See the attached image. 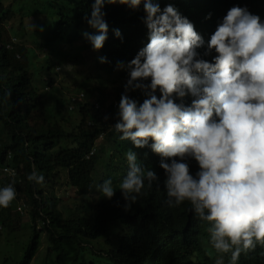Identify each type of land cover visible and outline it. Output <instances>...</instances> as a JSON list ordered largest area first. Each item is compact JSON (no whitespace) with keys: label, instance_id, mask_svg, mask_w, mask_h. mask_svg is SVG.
<instances>
[{"label":"trees","instance_id":"obj_1","mask_svg":"<svg viewBox=\"0 0 264 264\" xmlns=\"http://www.w3.org/2000/svg\"><path fill=\"white\" fill-rule=\"evenodd\" d=\"M20 1L17 6L15 0H0V188L12 183L16 191L10 205L0 207V241L21 231L26 216L32 233L22 259L15 264L34 261L43 251V233L47 259L42 264L54 255V264H216L221 256L224 264H230L231 253H217L212 248L207 232L211 225L190 210L189 202L168 206L166 174L159 166L162 158L150 148L152 141L149 146L136 148L130 140L121 141L112 127L118 120L119 101L129 79L128 71L118 69L117 64L130 62L148 43L143 0L136 9L119 3L104 4L102 12L108 31L99 50H94L83 35L98 34L87 23L94 0ZM195 1L152 0L161 10L172 4L190 18L205 41L197 49L199 57L212 62L214 50L207 55L205 52L220 14L214 15L211 2L197 12ZM248 1L228 3L233 2L230 8L246 7L254 15L252 10L259 11L264 4V0H251L256 3L251 8ZM26 18L36 20L35 24L27 27ZM39 29H46L45 33ZM115 30H119V37ZM61 44L74 47V56L68 58L82 60V65L89 66L90 75L78 71L74 80L68 74L63 76L61 64L45 53L38 65L37 50L48 54L55 51L57 55ZM102 57L106 62H101ZM96 61V68L104 77L94 74ZM56 76L69 81L57 84ZM142 83L150 84V79ZM64 86L69 92V115L59 117L57 94ZM47 95H52L53 106L46 103ZM127 95L137 105L148 98L139 89L129 90ZM155 95L159 98L158 89ZM193 99L186 95L175 98V102L190 106ZM128 150L135 152L139 164L153 170L158 179L151 188L145 181L142 194L126 209L119 183L128 171ZM187 163L195 175L198 164L191 158ZM33 164L37 173L44 176L42 185L27 179ZM99 167L105 170L102 178L96 173ZM4 168L13 169L15 175ZM105 180H111L116 189L111 199L104 198L98 188ZM65 188L75 190L71 209L58 206L55 194ZM19 204L30 210L18 208ZM37 219L49 223L38 228ZM41 242L42 248L43 239ZM237 264H264V245L242 252Z\"/></svg>","mask_w":264,"mask_h":264},{"label":"clouds","instance_id":"obj_2","mask_svg":"<svg viewBox=\"0 0 264 264\" xmlns=\"http://www.w3.org/2000/svg\"><path fill=\"white\" fill-rule=\"evenodd\" d=\"M229 1L196 0L193 4L198 12L211 2L214 15L220 14L207 41L205 55L214 50L213 61L208 62L199 57L197 49L205 41L189 17L172 4L161 10L158 3L143 0L148 43L130 62L117 64L118 69L128 71L129 79L112 127L121 141L130 140L136 148L152 141L150 148L162 158L159 166L166 174L168 206L189 202L190 210L210 223L207 232L212 248L231 253L230 264H237L242 252L264 245V4L261 10H252L254 15L246 7L230 8L233 2ZM248 2L251 8L256 4ZM105 3L136 9L142 0H94L87 23L98 34H83L94 50L101 49L107 39ZM115 35L120 36L119 30ZM101 62L106 59L102 57ZM146 79L150 84L142 83ZM137 89L148 96L139 105L127 95ZM186 95L194 97L190 106L175 102ZM189 158L198 164L195 175ZM126 160L128 171L119 190L127 209L142 194L145 181L151 188L158 177L139 164L135 152L128 150ZM27 179L44 183L34 164ZM98 188L107 199L116 190L111 180ZM15 198L12 183L0 188V207L7 208ZM16 206L28 209L24 204ZM48 223L36 220L38 228ZM216 264H224L222 256Z\"/></svg>","mask_w":264,"mask_h":264},{"label":"rangeland","instance_id":"obj_3","mask_svg":"<svg viewBox=\"0 0 264 264\" xmlns=\"http://www.w3.org/2000/svg\"><path fill=\"white\" fill-rule=\"evenodd\" d=\"M15 1H16L17 6L21 2L20 0H15ZM13 5H15V3ZM28 19L29 18L25 19V25L27 27L33 26L35 24L36 20L35 21L34 20L29 21ZM46 21H48V20H46ZM45 30L46 29H43V31H41V29H39L38 31L39 32L41 31V33L44 34ZM39 37L43 38V36L41 34L39 35ZM51 48H54V46L52 45ZM73 48L74 47L70 48L69 44L68 45L61 44L60 48H58L61 51H58L57 55H55L56 54L55 51L52 54L51 53L48 54V52L46 50L44 52L37 50L38 57H39V60H37L39 62L38 65H40L41 62H43V60H44L43 53H45L46 55H50V57L53 61L61 64L62 69H63L62 71L66 72V73H64V72L62 73L63 76L68 74L69 76H72V79L74 80V77L75 76L77 77L78 71H81L84 74L90 75L89 69H88L89 66L82 65L81 64L82 60H80V62H79V59L70 60L68 58V56H70V55L74 56V53L71 52V50H74ZM74 52H75V50H74ZM96 64H97V61L93 64V68L95 70L94 74L99 73L104 77V73L97 70ZM57 67H59V66H57ZM59 76H56V79H55L57 84L69 81L66 77H62L61 79H59ZM37 82L39 83L41 81H39L37 79ZM40 87H41V85H40ZM68 96H69V92L66 89V87L63 88L62 90L58 91L57 97H58V99H60V106H61V109L59 112L60 113L59 117H67L69 115L67 113ZM45 100H46V103L53 106L52 95H47ZM72 114L76 115L75 112H72ZM104 148H106V146H104ZM98 172H99V174H98ZM96 173L98 174L99 177L102 178V176L105 174V170L103 168L99 167L97 169ZM55 195L59 199L58 206L62 207V205H64L66 208L71 209L70 208L71 203H74V201H73V197L75 196V190L74 189H72V188L61 189L60 191L56 192ZM38 222H40V221H38ZM38 225L40 226V223H38ZM30 227H31L30 219H29V217L26 216V219L24 218V221H22V224H21L22 230L21 231L10 233L7 236H5L4 239H2L0 241V264H15L16 262H18L22 259L24 249L26 248V246H27V244L30 241L31 236H32ZM42 239H43V244H42V248H41V243H42L41 240ZM45 239H46V237H45V234L43 233L42 236H40V249H42L43 251L41 253H38V255L36 256V258L34 259V261L31 264H42L44 262V260L47 259V256H45V245H46ZM55 257L56 256L54 255L52 257V259H50L52 262L48 261L47 264H54Z\"/></svg>","mask_w":264,"mask_h":264},{"label":"built area","instance_id":"obj_4","mask_svg":"<svg viewBox=\"0 0 264 264\" xmlns=\"http://www.w3.org/2000/svg\"><path fill=\"white\" fill-rule=\"evenodd\" d=\"M5 170L9 171V173L13 172L14 170L13 169H7V168H4Z\"/></svg>","mask_w":264,"mask_h":264}]
</instances>
